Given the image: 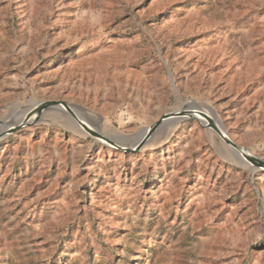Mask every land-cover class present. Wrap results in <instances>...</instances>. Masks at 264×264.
<instances>
[{"label": "rangeland", "instance_id": "obj_1", "mask_svg": "<svg viewBox=\"0 0 264 264\" xmlns=\"http://www.w3.org/2000/svg\"><path fill=\"white\" fill-rule=\"evenodd\" d=\"M53 101L0 140V264H264V0H0V129ZM180 101L245 159L203 117L105 140Z\"/></svg>", "mask_w": 264, "mask_h": 264}, {"label": "water", "instance_id": "obj_2", "mask_svg": "<svg viewBox=\"0 0 264 264\" xmlns=\"http://www.w3.org/2000/svg\"><path fill=\"white\" fill-rule=\"evenodd\" d=\"M36 107L38 108V111L49 109V108H64L65 110H67L70 113L69 107L67 105H65L64 103H60V102H54V101L53 102H39ZM192 107H193V104H191V101H187V102L180 101L178 108H175V109L169 111L164 116H162L158 121H156L154 124H152L150 127L143 129L138 134L136 141L130 147H126L123 144L118 143L116 141H112L110 139H105V140L108 141V143L112 147H114L118 150H121L124 152L135 153V152H138L147 143V141L151 138V135L153 134L154 131H157L158 129L162 128L165 124H167V123H181L185 120H196L197 122L200 123L199 118L203 117L205 120L208 121L207 124H209V126L212 129H214L218 133L219 136L222 137L224 142L229 144L234 149H237L238 151H241L244 153L243 149L236 146L228 138L224 137L221 134V132L212 124L210 119L205 114H203L199 109L192 108ZM22 126H24V125L21 124V122H20L15 127H13L11 130L10 129L4 130L5 131L4 133H0V140L7 137L9 134L13 133L14 131L20 129ZM81 126L84 129H86L87 131H89L90 134H92L94 136H99L100 138H103L100 135H98L97 133L88 129L85 124L81 123ZM256 165L264 168V162L263 161L257 160Z\"/></svg>", "mask_w": 264, "mask_h": 264}, {"label": "bare ground", "instance_id": "obj_3", "mask_svg": "<svg viewBox=\"0 0 264 264\" xmlns=\"http://www.w3.org/2000/svg\"><path fill=\"white\" fill-rule=\"evenodd\" d=\"M191 104H194V102H192L191 101ZM50 109V108H49ZM207 109H209L210 110V112L212 113V118H213V120L217 123H212L214 126H215V124L217 125V129L219 130V131H221V134L224 136V137H226L225 136V133H224V130H223V128L221 127V125H220V122H219V119H218V117H217V115L215 114V112L212 110V109H210V108H207ZM33 111H32V113L29 115V116H27L26 118H24V119H21L22 117H20V118H18V119H16V120H13L12 122H9V123H5V122H3L2 121V125L6 128V129H12L13 127H15L18 123H20L21 122V124H23V125H29V124H32V119H30V120H27V119H29V118H31V116H34V118H36L35 116V113H41L43 110H41V111H38V108L37 107H35L34 109H32ZM65 110V109H64ZM31 111H29V113H30ZM24 117V116H23ZM200 120V123L203 125V123H205V121H203L201 118H199ZM79 122V124L81 125V122L80 121H78ZM177 124H179V123H167V124H165L162 128H160V129H158L157 131H154L153 132V134L155 133V132H158V131H163V133L164 134H169L170 132H172V130L175 128V126L177 125ZM82 127V126H81ZM5 129V130H6ZM0 131H4V129H0ZM5 132V131H4ZM3 132V133H4ZM153 134L151 135V137L153 136ZM221 137V136H220ZM114 139L115 138H117V139H119V141H121V140H123V137L121 136V135H117L116 134V136L115 137H113ZM227 138V137H226ZM221 139H222V137H221ZM241 153L242 152H240V153H238V154H236L237 155V157H238V159H240L241 161L242 160H244L245 158V155H244V157L241 155ZM250 164V163H249Z\"/></svg>", "mask_w": 264, "mask_h": 264}]
</instances>
